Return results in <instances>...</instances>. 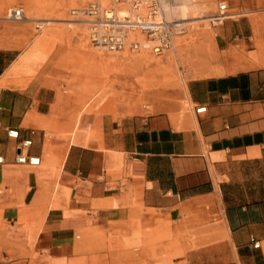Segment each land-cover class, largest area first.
Segmentation results:
<instances>
[{
    "label": "crops",
    "instance_id": "1",
    "mask_svg": "<svg viewBox=\"0 0 264 264\" xmlns=\"http://www.w3.org/2000/svg\"><path fill=\"white\" fill-rule=\"evenodd\" d=\"M8 21L0 264H264V17L214 26V62L182 88L143 106L104 92L80 112L67 91L93 80L68 72L57 37ZM24 139L38 165L15 162Z\"/></svg>",
    "mask_w": 264,
    "mask_h": 264
},
{
    "label": "rangeland",
    "instance_id": "2",
    "mask_svg": "<svg viewBox=\"0 0 264 264\" xmlns=\"http://www.w3.org/2000/svg\"><path fill=\"white\" fill-rule=\"evenodd\" d=\"M88 1L90 0H0V21L9 20L6 17L7 8L22 7L24 20L8 21V24L18 28L30 23L33 32L40 38L53 41L57 37L59 43L67 48L66 56L72 62L68 72L73 73L75 78L93 80L78 81L76 87H69L67 91L78 96L79 112L89 100L96 95H104V92L130 104L143 106L150 98L164 97L167 92L182 88L191 75H200L205 63L214 62L217 29L206 18L217 11L220 2L227 3L228 7V17L223 23L243 13L256 19L264 17V3L261 2L246 8L231 4L229 0H193L195 7L191 8L189 16L192 17L195 11V16H203V19L187 20V30L175 38L173 49L164 50L161 55H154L143 48L138 51H108L91 46L86 25L81 21L74 20L78 24L70 26L67 22L60 21L63 18L75 19L71 15V9L82 7ZM174 2L169 5L174 7L178 0ZM163 4L168 3L164 1ZM172 16L171 18H177L174 14ZM37 25L41 27L39 31L36 29ZM138 37L141 38L139 35ZM38 39L33 45L37 44ZM65 88L67 87H61L62 90Z\"/></svg>",
    "mask_w": 264,
    "mask_h": 264
},
{
    "label": "built area",
    "instance_id": "3",
    "mask_svg": "<svg viewBox=\"0 0 264 264\" xmlns=\"http://www.w3.org/2000/svg\"><path fill=\"white\" fill-rule=\"evenodd\" d=\"M173 5L174 0H90L80 8L71 9V15L76 21L86 25L88 39L93 47L108 51H138L148 49L154 55H161L164 50L174 48L175 38L186 32L188 21L167 18L163 9V2ZM124 9V13L119 12ZM118 11V12H117ZM117 12V13H116ZM6 17L14 21L24 20L22 7H10ZM227 14V4L220 2L217 11L208 16L211 26L221 24ZM39 31L41 27L37 25ZM138 35L141 37L138 39ZM142 41L146 42L144 47ZM205 107L196 108L202 112ZM10 138L18 139L17 130H7ZM31 139L20 140L16 145V163L38 165L40 158L35 155L27 156L21 153L22 147L31 145ZM3 157L0 155V163ZM254 247L258 241L250 239Z\"/></svg>",
    "mask_w": 264,
    "mask_h": 264
},
{
    "label": "bare ground",
    "instance_id": "4",
    "mask_svg": "<svg viewBox=\"0 0 264 264\" xmlns=\"http://www.w3.org/2000/svg\"><path fill=\"white\" fill-rule=\"evenodd\" d=\"M102 1H104V0H102ZM192 7H195L194 5H193V0H178V2H177V5H175L174 7H171L169 4H163V9H164V12H165V15H166V17L167 18H171V17H173L172 16V14H174V15H176V17L179 19V20H183V21H186V20H189V19H203V16H195V14H196V12L195 11H193V13H194V15L192 16V17H190L189 16V13H190V11H191V8ZM202 8H204V5H202L201 6ZM76 8H80V7H76ZM195 10H197V9H195ZM119 12H121V13H124L125 11H124V9H119L118 10ZM117 11V12H118ZM116 12V13H117ZM176 18V19H177ZM207 19V18H206ZM60 20V19H59ZM74 20L75 19H70V18H63V19H61L60 21H65V22H67V24L70 26V25H72V24H74V25H77L78 23H74ZM49 21H51V20H49ZM53 21V20H52ZM68 21H70V22H68ZM196 22V21H195ZM81 23V22H80ZM191 23V22H190ZM82 24V23H81ZM84 24V23H83ZM138 39H140L139 37H138ZM89 40V39H88ZM142 43H143V45H144V47H147L146 46V42L145 41H142ZM93 47V46H92ZM94 49H101V48H97V47H93ZM150 51V50H149ZM147 62H149V61H147ZM143 64V63H142Z\"/></svg>",
    "mask_w": 264,
    "mask_h": 264
}]
</instances>
